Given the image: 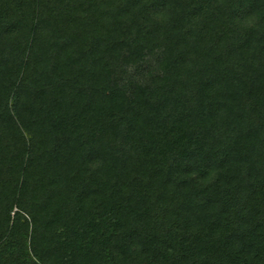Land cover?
<instances>
[{"label":"trees","instance_id":"16d2710c","mask_svg":"<svg viewBox=\"0 0 264 264\" xmlns=\"http://www.w3.org/2000/svg\"><path fill=\"white\" fill-rule=\"evenodd\" d=\"M0 264H264V0H0Z\"/></svg>","mask_w":264,"mask_h":264}]
</instances>
